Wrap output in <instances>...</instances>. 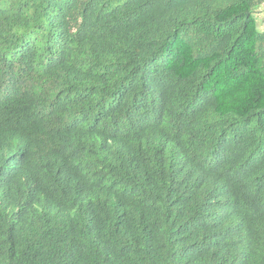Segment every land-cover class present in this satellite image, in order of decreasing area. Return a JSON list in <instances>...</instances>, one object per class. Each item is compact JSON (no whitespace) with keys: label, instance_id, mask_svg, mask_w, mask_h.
<instances>
[{"label":"trees","instance_id":"trees-1","mask_svg":"<svg viewBox=\"0 0 264 264\" xmlns=\"http://www.w3.org/2000/svg\"><path fill=\"white\" fill-rule=\"evenodd\" d=\"M264 0H0V264H264Z\"/></svg>","mask_w":264,"mask_h":264},{"label":"rangeland","instance_id":"rangeland-1","mask_svg":"<svg viewBox=\"0 0 264 264\" xmlns=\"http://www.w3.org/2000/svg\"><path fill=\"white\" fill-rule=\"evenodd\" d=\"M258 18H260V21H262L264 19V7H262L260 9V13L258 15Z\"/></svg>","mask_w":264,"mask_h":264}]
</instances>
